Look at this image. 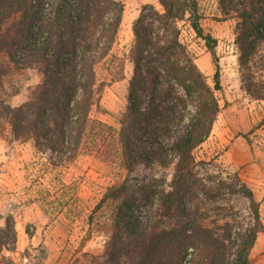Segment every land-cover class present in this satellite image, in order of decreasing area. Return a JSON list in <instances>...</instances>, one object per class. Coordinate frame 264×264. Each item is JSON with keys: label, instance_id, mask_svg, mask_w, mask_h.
I'll use <instances>...</instances> for the list:
<instances>
[{"label": "trees", "instance_id": "16d2710c", "mask_svg": "<svg viewBox=\"0 0 264 264\" xmlns=\"http://www.w3.org/2000/svg\"><path fill=\"white\" fill-rule=\"evenodd\" d=\"M157 2L159 8L143 4L132 22L127 53L132 74L125 109L115 127L92 114L100 111L102 88L97 84L95 65L109 55L116 40L122 1L58 0L53 13L44 16L41 0H36L33 12L30 0H0V122L10 127L14 139L30 140L38 148L62 154L67 161L87 153L114 162L125 173L152 158L161 166L173 163L170 189L158 190V206L162 216L179 211L181 223L161 229L150 221L143 224L127 179H116L88 216L91 224L95 214L106 209L107 224L102 230L107 228L109 233L102 253H84L88 264H250L257 235L264 231L253 190L235 175L251 214V224L237 230L230 223L203 225L207 213L196 202L193 151L208 138L220 112L217 38L201 24L204 15L199 0ZM217 9V20H235L240 89L252 100L264 99V0H217ZM20 13H29V19L38 22L36 33L45 37L40 45L26 46L22 59L13 54L12 58L39 63L41 80L26 100L11 105L7 99L11 94L5 92L3 82L10 65L2 62L1 55L19 36L7 23ZM181 22H187L203 40L213 65L212 84L181 41ZM108 72L111 80L124 78L122 57L111 55ZM182 196L193 208L180 205ZM0 218L4 220L0 264H13L2 253L16 250L13 217Z\"/></svg>", "mask_w": 264, "mask_h": 264}, {"label": "rangeland", "instance_id": "374dc122", "mask_svg": "<svg viewBox=\"0 0 264 264\" xmlns=\"http://www.w3.org/2000/svg\"><path fill=\"white\" fill-rule=\"evenodd\" d=\"M41 1L42 14H52L58 0ZM121 1L123 13L116 40L109 55L95 65L97 84L102 88L100 111L92 114L115 127L119 126V116L125 109L126 86L132 74V63L127 57L132 41V22L143 4L159 8L157 0ZM30 3L33 12L36 0H30ZM199 3L204 15L201 24L218 41L216 51L222 84V89L216 91L220 105L219 134L214 133L193 151L194 179L198 182L196 202L207 213L202 223L208 227L230 223L234 230L251 224L249 201L238 190L239 185L234 180L237 175L258 195L264 224L263 180L255 187L254 182L243 177L242 167H230L223 162L224 151L232 137L240 136L246 144L264 153V123H261L264 108L260 102L251 103L240 89L238 51L233 35L235 20L216 19L219 16L217 0H199ZM15 18L7 24L12 33L17 29L19 36L1 55L2 62L10 65L3 82L5 92L11 94L7 98L11 105L26 100L31 88L41 80L39 63L12 58L14 46L28 39L38 22L30 20L29 13L26 16L16 14ZM180 25L181 41L212 84L213 65L203 40L196 37L187 22ZM111 55L123 59L124 78L121 80H111L108 72ZM190 108L195 110L192 104ZM172 173L173 163L161 166L155 158L150 163L136 165L130 173L120 170L114 162H103L87 153H79L72 161H67L62 154L38 148L30 140L14 139L10 127L0 122V217L12 215L16 231L15 252L3 250L2 253L11 258L13 264H88V256L84 253H102L109 237L107 228L102 230L107 224L106 209L97 212L91 224L88 216L105 188L116 179H127L136 214L143 224L150 221L157 224L158 229L176 227L182 221L179 211L162 216L158 206V190L170 189ZM180 205L193 208V203L185 196ZM3 226L4 220L0 218V228ZM250 264H264V248L253 250Z\"/></svg>", "mask_w": 264, "mask_h": 264}, {"label": "crops", "instance_id": "0c3cea01", "mask_svg": "<svg viewBox=\"0 0 264 264\" xmlns=\"http://www.w3.org/2000/svg\"><path fill=\"white\" fill-rule=\"evenodd\" d=\"M247 99L251 103L260 102L262 104V107L264 108V99L252 100L248 97ZM217 122L218 120L216 119L208 138L209 137L211 138L214 133H218ZM235 134H237L236 131ZM223 162L224 164L230 167H237V168L242 167L241 171L243 177L246 178V180L254 182L255 185L254 184L253 185L255 187L256 186L259 187L260 186L259 184L262 182V180L264 184V153L258 150L257 148L252 147L249 144H246L244 139H242L240 136L235 138L232 137V139L228 142L226 146V151H224ZM252 190L254 192V189ZM254 195L257 199L258 195L255 192ZM262 248H264V231L260 232L257 235L255 244L250 252V256L253 250L256 249L260 250Z\"/></svg>", "mask_w": 264, "mask_h": 264}, {"label": "built area", "instance_id": "2783aa9c", "mask_svg": "<svg viewBox=\"0 0 264 264\" xmlns=\"http://www.w3.org/2000/svg\"><path fill=\"white\" fill-rule=\"evenodd\" d=\"M37 31L38 28L35 26V31H31V36H29L28 39H25L14 46L13 55L17 59H22L24 57L26 46H37L41 44L45 34H37Z\"/></svg>", "mask_w": 264, "mask_h": 264}, {"label": "bare ground", "instance_id": "6f19581e", "mask_svg": "<svg viewBox=\"0 0 264 264\" xmlns=\"http://www.w3.org/2000/svg\"><path fill=\"white\" fill-rule=\"evenodd\" d=\"M262 241V240H261ZM262 244V243H261Z\"/></svg>", "mask_w": 264, "mask_h": 264}]
</instances>
